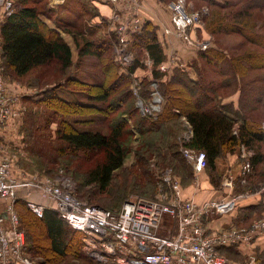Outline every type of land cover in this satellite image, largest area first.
Segmentation results:
<instances>
[{"label":"rangeland","instance_id":"374dc122","mask_svg":"<svg viewBox=\"0 0 264 264\" xmlns=\"http://www.w3.org/2000/svg\"><path fill=\"white\" fill-rule=\"evenodd\" d=\"M175 1L147 0L145 4V13L148 15L150 11L149 20L158 26L159 39L164 40L165 46L167 44L163 61L169 68H173L177 64L191 78L195 79L196 75L191 65L198 64L199 51L209 47L224 50L231 57L245 52L264 54V48L247 41L241 34L228 30L227 32H215L210 26L211 16L216 13H218L216 16L219 19L223 17L226 24H231L234 23L233 13L241 11L246 16L249 14L247 19L251 29L256 34H263L264 0H213V4L207 0H184L185 12L189 15L198 14L199 20L187 30L186 28L179 30L180 33L175 31L172 25L174 12L171 9V4ZM50 2L51 0H18L14 4L16 8L20 7V3H24L39 9L43 20L55 28L60 38L70 47L71 62L69 66L65 67L61 61L54 59L47 65L33 68L23 76H16L6 69L4 77L6 87L20 100L22 111L18 117L8 120L3 126V132L0 134V159L7 157L13 161L12 173L19 180H31L30 177L33 175L48 176L58 181L62 186H66L80 200L109 209H117L125 199L132 196L146 199L157 197L161 187L158 182L162 173L167 169L174 172V179L180 187L181 194L195 197V194L191 193L193 187H197V192H199L198 187H201V184L196 186L194 175L192 176L188 167L185 166L191 164L185 158L182 162L174 154L176 151H181L184 139L189 135L182 119L179 118L173 124L170 121L169 123L165 122L159 128L151 131L137 130L135 124L138 122V116L134 111L132 113L124 111L127 109V103L117 104L118 108L112 109L113 104L119 103L117 98L121 89L117 90V86L111 89L107 101L93 102L88 93L91 90L90 87L111 86L114 83V80H108L104 73L107 69L105 62L107 58H112L116 62V53L113 48L115 41L107 29L105 20L98 18L97 11L89 0H65L58 7L50 6ZM248 6H252L249 11H247ZM107 44H110V49H106ZM94 45L100 49L99 55L97 50L95 51ZM127 48L133 57L132 61L129 64L125 63L124 66L117 60L116 64L118 72H123V67L130 65L137 58L140 59V67L133 71L128 86L133 88L135 105L139 113L142 114L138 104L139 99L142 103H147L148 100L143 101L138 96L139 82L145 81L144 85L150 91L156 84L160 91L158 81L165 79L164 76L153 77L154 72L153 75L151 73L152 61L145 48H134L132 44H128ZM157 69L160 70L158 67ZM162 71L160 70L161 73ZM263 73L264 69L250 71V76ZM213 76L219 78L216 74ZM233 89L232 86H229L224 90L225 93L221 94V104L232 100L231 103L237 106V93ZM49 94L61 101L58 103L57 100L52 101ZM161 96L163 98L162 108L165 100L162 93ZM187 96L188 92L186 94L182 92L180 99L186 100ZM66 104H70V106ZM72 104H79L82 108H74ZM90 106L95 108H87ZM258 112L255 120L259 121L260 129L264 130V104L261 109L258 108ZM121 120L124 121V131L128 133L124 137L128 153L122 167L113 174L110 186L101 191L94 183H87L85 180L84 170L93 163V160L89 162L68 152L62 156L59 155L57 151L62 145V141L58 138V130L63 126V123H68L71 127L79 130H97L107 133L114 125H121ZM249 151L251 150L240 146L238 153L236 150L229 154L230 156L236 155V161L241 165L249 156ZM261 151L264 152V143ZM250 153L252 154V151ZM98 158L99 156H97ZM226 161L229 162L228 159ZM259 168L264 170V163L259 165ZM230 169L228 167L225 172L220 167H217L215 172L206 169L205 174L208 176L209 187L218 189L221 186L222 189ZM258 180L257 183H252V177L234 178L233 191L234 193L251 194L257 189L264 190V176ZM165 188L166 194H171L169 188ZM196 189L194 190L196 191ZM225 189L229 190L226 186ZM15 208L19 218V228L24 234L25 245L33 247L26 255L34 264H89L71 255L62 258L49 253L45 245L46 241L42 239L44 227L29 221L30 218L25 213L27 210L23 206H15ZM263 211L264 204L256 211L247 214L245 219L231 220L224 223L223 225L226 227L222 228L225 227L229 230L247 228L264 216ZM171 225V220L165 217L160 231L164 234ZM35 244L41 246L38 247L40 250L37 253L34 248ZM68 249L69 253L74 251L73 247H68ZM83 252L86 255L84 250ZM234 258L236 259L235 256ZM235 261L264 264V261L258 260V262L257 259L251 260V258Z\"/></svg>","mask_w":264,"mask_h":264},{"label":"trees","instance_id":"16d2710c","mask_svg":"<svg viewBox=\"0 0 264 264\" xmlns=\"http://www.w3.org/2000/svg\"><path fill=\"white\" fill-rule=\"evenodd\" d=\"M15 1L18 0H14V3ZM207 1L213 4V0ZM94 9L97 11L98 18H101L99 8L94 5ZM41 14L35 6L20 3V7L0 22V59L3 77H5L6 69L16 76H23L33 68L47 65L54 59L61 61L65 67L70 65V47L60 38L55 28L43 20ZM217 14H214L215 17L211 16L210 20L213 31H233L241 34L247 41L264 48V33L256 34L251 29L247 19L249 14L246 16L241 11L233 13L234 23L231 24H226L223 17L219 19ZM146 17L141 32L131 35L129 44H132L134 48L143 47L148 51L153 66L151 70L152 75L154 72L153 77L164 76L165 80L158 81L165 100L161 111L156 118H151L149 115L140 114L135 105L133 88L128 86V82L133 71L140 67L139 58L123 67V72H118L116 56V62L112 58H107L105 60L107 69L104 74L108 80H114V83L111 86L90 87L91 90L88 93L92 101H107L109 92L117 86V90L121 89L117 98L119 103L113 104L112 109L118 108L117 104L127 103V109L124 111L129 113L134 111L138 116V122L135 124L137 130H155L165 122L170 121L173 124L181 118L189 131L188 138L184 139L182 147L204 152L206 159L204 172L206 169L215 172L216 160L224 158L227 153L238 151L240 146H245L252 151V155L250 156L251 170L244 175V178L252 177V183H257L258 179L264 176V170L259 168V165L264 163V152L261 151L264 143V130L260 129L259 121L255 120L258 108L261 109L264 104V73L250 76V71L264 69V54L245 52L231 57L224 50L209 47L200 50L197 55L200 58L198 64L191 65L196 75L195 79L177 64L161 73L157 67L159 68L164 63L167 44L165 46L164 40L159 39L157 24L149 20L148 15ZM111 35L115 41V36ZM105 47L110 49V44ZM94 49L97 50L98 55L101 53L95 45ZM214 74L219 78H215ZM144 83L145 81L139 82L138 96L143 101H147L150 99V90ZM229 86L236 90L237 106L231 103L232 100L221 104V94H224V90ZM182 92L185 94L188 92L186 100L180 99ZM49 95L52 101L57 100V103L61 101ZM66 105L70 106V104ZM72 107L82 108L79 104H72ZM91 107L93 106L87 108ZM121 122L123 126L116 124L107 133L97 130H79L68 123H63V128L60 127L58 130V138L62 141L57 151L59 155L62 156L68 152L89 162L93 160V163L84 170L85 180L87 183H94L101 191L110 186L113 174L122 167L128 153L127 145L124 144L125 134L128 133L123 129L124 121L121 120ZM236 124L237 130L235 131ZM1 132H3V127L0 128V134ZM174 154L182 162L185 160L181 151H176ZM97 156H99L98 159ZM185 166L193 176L191 165ZM172 173L175 175L174 172ZM77 198L80 199L78 196ZM16 206H23L27 210L25 213L30 218L29 221L44 227L42 228L44 230L42 239L46 241L45 245L49 253L62 258L71 255L89 264H96L83 252L82 234L72 229L56 211L46 208L42 217H37L28 208L25 200L18 199ZM38 247L41 246L35 244L36 253L40 250ZM68 247H73L75 252L69 253ZM229 248L223 247L221 252L235 259L232 250L234 246ZM30 249H33L32 245H26L28 254Z\"/></svg>","mask_w":264,"mask_h":264},{"label":"built area","instance_id":"2783aa9c","mask_svg":"<svg viewBox=\"0 0 264 264\" xmlns=\"http://www.w3.org/2000/svg\"><path fill=\"white\" fill-rule=\"evenodd\" d=\"M51 1L53 7H58L65 0ZM146 1L89 0L99 8L108 31L115 36L113 48L122 64H129L133 59L127 45L129 37L139 34L143 28L147 18ZM184 5V0L171 4L172 25L178 33L199 20L198 14H187ZM15 9L14 0H0V22ZM167 68L165 63L159 66L163 71ZM2 71L0 59V128L22 111L20 100L7 89ZM150 93L147 103L139 99L138 104L143 115L156 118L163 98L156 84ZM181 152L191 164L197 183L206 166L204 152L187 147L181 148ZM12 162L7 157L0 159V264H34L26 255L24 234L15 208L22 196L37 217H42L48 208L38 199L50 201L60 218L82 234L83 250L96 264H249L232 260L221 248L248 244L264 231V216L247 228L213 230L208 226L210 218L233 212L242 199L252 194L231 192L234 188L231 175L224 184L230 190L225 196L197 200L181 194L172 170L167 169L158 182L161 187L157 197L132 196L118 209L111 210L78 199L66 186L48 176L33 175L31 180H19L12 173ZM250 170L247 157L242 163V173L245 175ZM165 187L171 194H166ZM165 217L172 225L163 234L160 230Z\"/></svg>","mask_w":264,"mask_h":264},{"label":"crops","instance_id":"0c3cea01","mask_svg":"<svg viewBox=\"0 0 264 264\" xmlns=\"http://www.w3.org/2000/svg\"><path fill=\"white\" fill-rule=\"evenodd\" d=\"M49 4H50V6H52V1ZM102 10L107 11L106 8H104V7H102ZM149 12H148V16H150ZM236 130H237V127H235V131ZM250 152L251 151H249V153H248L249 160H250V156L252 155ZM237 153H238V151H237ZM230 154L227 153L225 155V159L223 158V160L222 159L216 160V165H218V164L220 165L217 167H220L224 172L228 167H230L231 169L228 171V175H231L235 179H238L241 177L243 178L244 174L242 173V164L239 165V163L236 161V155L230 156ZM227 159L229 160V162L226 161ZM207 177L208 176L205 174L204 171H203V173L200 174L198 182L196 183V186L201 184V187H198L199 192H197V190H198V189H196L197 187H193V191L191 193L195 194V197L197 200L219 199V198L225 196L227 193L230 192V190L225 189V186H223L224 188L222 187V189H221V186L218 189H213V187H211V186L209 187V184L207 182L208 181ZM202 178H203V180H202ZM194 189H196V191ZM233 190H234V188H233ZM233 190L231 192L234 193ZM208 192H210V193H208ZM192 194H190V195H192ZM263 195H264V190H262V189L252 193L247 198L242 199L241 202L239 203L238 207L236 208V210H234L233 212L226 214V215H223V216H217V217L210 218L208 220V222H209L208 226L213 230H218V229L222 228L223 226H225V225H223L224 223H228L231 220H234V219L237 220L238 218L245 219L246 215L249 214L250 210L252 212L256 211L257 206L261 207V205L264 204ZM216 196H220V197H216ZM213 197H215V198H213ZM38 198L39 197L36 196V199H38ZM22 199L25 200L23 196H22ZM38 200H39V202L47 205L48 208H50V209L53 208L52 203L50 201L45 200L43 198H39ZM239 215H240V217H239ZM224 248L230 249L229 247H224ZM232 250L234 252V256L236 257V260H239V259L247 260L248 258H250V256H253L254 259H257V261L258 260L264 261V231L257 234L250 243L240 244V245L234 246V248Z\"/></svg>","mask_w":264,"mask_h":264}]
</instances>
